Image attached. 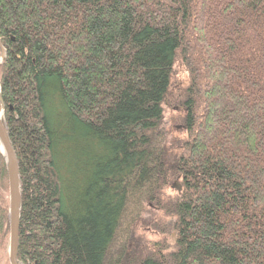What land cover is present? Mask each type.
Returning a JSON list of instances; mask_svg holds the SVG:
<instances>
[{"label": "trees", "instance_id": "obj_1", "mask_svg": "<svg viewBox=\"0 0 264 264\" xmlns=\"http://www.w3.org/2000/svg\"><path fill=\"white\" fill-rule=\"evenodd\" d=\"M0 41L20 264H264V0H0ZM7 195L0 154V264Z\"/></svg>", "mask_w": 264, "mask_h": 264}, {"label": "rangeland", "instance_id": "obj_2", "mask_svg": "<svg viewBox=\"0 0 264 264\" xmlns=\"http://www.w3.org/2000/svg\"><path fill=\"white\" fill-rule=\"evenodd\" d=\"M180 72V71H179ZM176 71V75L173 76V82L172 87L170 89L171 92V99L174 98L177 93L185 87V84L183 83L184 78L181 75L182 73H179ZM185 76V75H184ZM170 99V100H171ZM1 108V104H0ZM164 115L166 118L165 124L166 128L171 131L172 136H177L176 134L181 133L182 127H181V120L183 117V112L180 111L179 107H173L172 105H166L164 110ZM178 182L180 185V181L175 179L173 180L169 186L165 190V196L164 199L168 200V198H172L174 194L178 191L176 187H174V184ZM8 198V195H7ZM155 200L152 204H149V207H147L146 211L139 216L138 221L136 225L133 227V230L131 231V239H130V246H136L140 252L143 251V248L147 245H151V243L159 242L163 239H169L168 237L171 235V232L164 233L163 229L165 227H168L170 225L171 216L167 213L166 209H159L154 206ZM166 203L169 206V201H166ZM167 204L166 207H167ZM1 240V239H0ZM7 244H8V235L5 237L4 240V259L2 261V264H9L8 254H7ZM136 248V249H137ZM1 252V250H0Z\"/></svg>", "mask_w": 264, "mask_h": 264}, {"label": "water", "instance_id": "obj_3", "mask_svg": "<svg viewBox=\"0 0 264 264\" xmlns=\"http://www.w3.org/2000/svg\"><path fill=\"white\" fill-rule=\"evenodd\" d=\"M5 55L4 46L0 41V64ZM0 154L2 155L8 176V244L7 254L9 264H20L17 258L19 248V228L22 211V179L19 161L10 133L4 120L5 105L0 95ZM174 187L181 191V185L176 182Z\"/></svg>", "mask_w": 264, "mask_h": 264}]
</instances>
